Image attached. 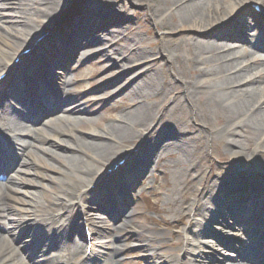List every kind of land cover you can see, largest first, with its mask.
Segmentation results:
<instances>
[{
    "label": "bare ground",
    "instance_id": "obj_1",
    "mask_svg": "<svg viewBox=\"0 0 264 264\" xmlns=\"http://www.w3.org/2000/svg\"><path fill=\"white\" fill-rule=\"evenodd\" d=\"M67 1L0 0V73H8L5 83L0 81V174L7 167L16 165L15 176L9 177L4 183V189L0 190V218L7 224L4 226L5 233H0V264H122V254L134 246L143 253L140 259L142 263L129 261L125 264L256 263L255 257L249 254H245L246 257L243 258L219 255L224 261H213L214 258L211 260L198 251L206 242L205 238L212 235L210 227L217 226L221 232L228 228L220 219L219 211L233 215L234 225L240 228L237 238L251 241L250 244L247 243L251 245V253L256 257L261 255L259 261L262 262L257 264H264V217L258 219L255 216L264 215V27L246 17L250 4H259L261 8L264 0H130L143 7L149 21L157 25L159 30H166L163 36L157 38L156 45L150 43L148 47L142 45L141 37H129L128 34L132 32L125 34L127 37L120 38L123 32L130 29L131 21V14L122 2L85 0L82 21L73 23V30H69L71 34L67 37L70 41L75 40L72 49L68 47L70 42H63L62 30L54 33L49 45H43L52 31L58 30L59 25L56 29L52 28L49 34L46 33L56 23L54 15ZM243 12H246L245 15ZM106 16L111 28L100 32L105 24V19L100 18ZM228 20L243 27L247 34L239 33L237 41L230 43L217 42L208 37L213 26ZM124 41L126 45L121 44ZM24 44L26 45L22 48ZM181 45L188 48L185 57L174 50ZM106 46L113 49V58L106 53ZM25 48H30L31 51L39 49V53L46 52V55L54 53L53 57H64L67 63L72 60L71 55L75 51L77 56L86 60L103 58L102 63L107 66V70L113 71L114 77L111 80L120 84L121 96L125 101L124 113L98 127L99 132L90 131L89 138L71 134L66 124L74 125L80 120L74 116L82 110L80 106L65 103V93L71 88L70 80L65 77L55 84L63 94L59 101L61 113L66 114L65 118H57L51 122L47 118L42 126H36L34 134L24 132L26 124L23 123L18 108H34L35 105H30L43 99L37 98L38 95L43 97L46 93L53 94L43 86L29 91L21 77L17 78V75L13 76L11 71H7L15 57L13 53ZM90 48H95L96 54L87 58L84 55ZM39 53L31 63H38ZM156 55L159 57L156 58ZM23 56L21 55L18 63L28 64ZM77 56L76 59L79 58ZM241 58H246L244 63L240 62ZM183 60L189 64L188 71L194 72L193 76L185 79L176 68L174 73L179 76L180 85L162 78L166 66L173 67L178 63L181 67ZM183 71L181 70L182 73ZM125 79L127 80L124 82ZM204 80L207 81L203 82ZM128 86L131 87L129 90ZM180 87L182 90L174 92V89ZM33 108H30L28 115L29 120L35 123L37 117ZM71 115L73 118L69 117ZM213 117L221 122L217 128L211 125ZM190 120L200 121V124L191 125ZM52 133H67L73 142L72 144L58 137L49 140L53 146L63 150L62 155L55 154L52 157L60 160L68 157L77 161L78 165L68 166L73 173L72 176L67 175L69 183L62 186L65 190H56L54 196L47 195L45 200H38L40 197L32 192V202L20 203V207L17 197L22 192L20 188L25 185L36 186L28 177L31 174L30 166H36V163L45 168L47 166L41 157L31 153V149L46 153L40 144L52 138ZM136 134L143 137L138 147L143 155L138 156L129 149L122 151L127 152V158L130 156V170L141 169L133 175L135 180L142 176L140 174L144 169H150L161 161L163 155L171 156L176 150L183 156V160L175 161L179 171H184L189 166L191 170L196 168V161L192 160L196 145H203L201 143L207 138L209 142L221 141L230 156L239 160L241 170L247 166L252 170L250 177L245 179L230 174L229 169L220 173L213 172L214 176L204 182L199 199L185 198L178 205L170 195L175 190L172 187L174 185L167 189L171 199L169 204L173 207L175 205L171 216L175 218V222L178 224L184 217H194L181 229V249L187 258L183 262L175 252L160 253L161 245L153 247L150 237L131 243L121 239L119 231L122 230L132 234L139 229L146 234L151 232L149 226L132 219L134 212L129 211L131 208L123 209L118 214L112 209L122 197L120 182H127L126 172L119 176L117 182L114 178L110 179L114 172L104 174L95 165L82 159L79 161V155L75 153L83 152L98 163L107 162L114 150L124 142H130ZM19 135L29 136V141L21 139ZM112 166L113 164L105 169ZM203 171L204 169H200L195 173L202 177ZM35 172L39 173L38 170ZM147 173L148 171L145 176ZM210 173L208 169L207 175ZM113 180L115 183L112 188L116 190L112 194L108 189L105 193L100 192V201L111 203V206L104 205L100 209V212L114 221L113 227L117 233L111 239L108 234L94 228L97 223L94 213L84 207L97 199L96 192L89 191V185L95 184L99 191L102 186L108 185L110 188L109 184ZM168 182L166 178V183ZM238 188H243L249 197H257L261 203L251 205L246 200L248 197H234ZM81 200L85 204L80 208L78 203ZM203 201L208 206L203 207ZM225 202L231 205L229 209L225 207ZM83 220L92 227L88 237L82 231ZM166 229L170 230L168 226ZM20 233L26 237L22 245L20 242L15 244L16 235ZM171 234L169 231L170 236ZM214 239L216 238H211L212 241ZM38 245L40 247L37 250L23 256L22 249ZM93 246L98 248L97 252L93 251ZM87 247L90 248L88 255ZM222 248L230 250L226 245ZM108 252L112 253V259L108 257Z\"/></svg>",
    "mask_w": 264,
    "mask_h": 264
},
{
    "label": "rangeland",
    "instance_id": "obj_2",
    "mask_svg": "<svg viewBox=\"0 0 264 264\" xmlns=\"http://www.w3.org/2000/svg\"><path fill=\"white\" fill-rule=\"evenodd\" d=\"M120 3L122 2L125 5V8L128 9L129 13L131 14V21H130V29L128 32L121 35L120 38L127 37V33L132 32V34H128L129 37L135 36L141 37L143 39L142 45L148 47L150 43L156 45L158 43L157 38L163 36V33H166V30H159V27L155 24H152L147 15L146 11L143 9L141 5H138L136 3H133L130 0H118ZM259 5V4H258ZM85 6V0H68L63 8L58 11L54 16L56 19V23H53L51 25V29H56L59 25L58 30H51L52 34L45 39L43 42V45L47 44L49 45V42L54 36V33H58V31L62 30L63 35V42L66 44V42H70L68 47L72 49V47L75 44V40H69L67 37L70 36L71 32H69L70 29L73 27V23L76 21L80 22L82 21L83 16V7ZM85 10V8H84ZM246 12H243V15H245ZM104 17V16H103ZM240 17V16H239ZM246 17L259 22L262 27H264V5L262 4V7L257 8V10H254L253 4L249 5V10L246 13ZM105 19L104 27L100 28V32L104 31L107 28H111V25L109 23L108 17L100 18ZM240 20H238L239 22ZM237 22V23H238ZM73 30V29H72ZM50 31V32H51ZM94 31V30H93ZM98 31V30H95ZM94 31V32H95ZM66 32H69V34H65ZM247 34V30H245L243 27L240 28L238 24H233V21H226L222 24L215 25L211 28L210 33L208 34V37L210 39H215L217 42H223V43H230L237 41L236 36L239 34ZM249 33V31H248ZM264 39V34L262 35ZM126 41L121 42L124 45ZM107 43V42H106ZM26 44L23 45L22 48L25 47ZM59 45V44H58ZM185 46L181 45L178 48H175V52L183 57L186 56ZM55 49V47L53 48ZM106 53L110 55V58H113L112 51L113 49L108 46H106ZM188 49V48H187ZM251 49V48H250ZM22 49L18 51L21 52ZM37 52V51H34ZM33 52V53H34ZM17 54V53H13ZM54 54V53H53ZM53 54L51 52L46 54L41 53V60L38 64H40V68L37 71V74H32L27 79V86L30 89L29 91L37 89V86H43L46 88V90L52 91L53 94H47L46 96L43 95V97L37 98H43L40 100H36L35 104H29L30 106L35 105V107H30L31 110L33 108V113L36 111L35 116L37 117V121L33 123V121L29 120L28 109H21L18 108L19 113L21 114L22 121L24 124H26V127L24 128V132L29 134H34V130L37 128L38 125H43L46 122V119L56 121L57 118H65L66 114L61 113V102L59 99L62 98L63 94L62 92H59V88L55 86V84L58 82L59 79L67 77L71 82V88L69 92L66 94L65 103L72 104L73 106H80L82 112L77 113L74 117L79 118L80 120H77V122L74 125L66 124L67 129L71 130V134L80 137V138H89L88 133L90 131H96L99 132L98 127H102L106 125V123L109 122L110 119L115 118L116 116L122 115L124 113V100L122 98V92L120 91V84L119 82H113L111 79L114 77L112 76L113 71L110 72V70H107V66L103 64V58H99L96 60L89 59V60H78L76 59L77 52L75 51L71 55V61L66 62L64 57L56 58L53 57ZM96 54L95 48H90L86 51L85 55H92ZM84 55V56H85ZM16 56V55H15ZM26 56V55H25ZM90 56V57H92ZM264 56V55H262ZM78 57V56H77ZM89 57V58H90ZM156 58L159 57V55L155 56ZM32 54L31 56H26V60H29L28 63L32 60ZM34 59V57H33ZM76 59V60H75ZM84 59V58H83ZM152 59V58H151ZM244 60L246 58H241L240 62L244 63ZM77 61V62H76ZM189 64L183 60L182 66L180 67L178 63H175L173 67L166 66L164 71L162 72V78L169 79L173 84L178 85L181 80L179 79V76H175L176 68L177 71L182 77L187 76H193L194 72L188 71ZM181 70H184L183 73ZM13 76L17 75V78L22 76V71L20 68H14L12 71ZM11 75V74H10ZM39 75V76H38ZM44 77L46 79V85H42V79L40 77ZM172 76V77H171ZM172 78V79H171ZM186 79V78H185ZM8 80V79H6ZM127 79L124 80V82ZM111 81V82H110ZM207 80H204L205 82ZM107 82H109L107 84ZM5 83V81H4ZM180 85V84H179ZM128 90L131 88H129ZM126 88V90H127ZM178 90H182V87L174 89V92H177ZM48 91V92H49ZM59 92V94H58ZM173 92V94H174ZM117 94V95H116ZM115 95V96H114ZM172 95V94H171ZM46 97V98H45ZM64 99V98H63ZM31 102V101H30ZM164 104V102H163ZM43 111H48L47 113H42ZM169 116V113H168ZM73 118V116H69ZM34 118V117H33ZM200 124V121L197 120H190L189 124ZM155 124V123H153ZM152 124V125H153ZM211 125L213 127H219L221 125V122H218L215 117L211 119ZM210 125V126H211ZM43 128V127H42ZM137 129V128H136ZM10 134V133H8ZM11 135V134H10ZM53 137L49 138L48 141L42 142L40 146L45 149L46 153L39 151V149H31V153L38 155L41 157L45 163L47 164L46 168L44 166H41L39 163H36V166H30L31 174L28 176L32 182L35 183L36 186H23L21 187L20 191L21 193L17 194V197H19L18 205L20 206V203H28L32 202V192L37 193V195L40 197L38 200H45L46 196L48 197L54 196V192L57 190H65L62 186L65 183H69L68 176H72V173L68 166H76L78 165L77 161L71 160L70 158L66 157L60 160L59 158H53L52 156L55 154L62 155L63 150L60 148H57L56 146H53L52 143H50L49 140L58 137L59 139L66 140L70 143L71 142V136L69 134H51ZM21 139L28 140L29 136L26 135H19ZM143 137H139L137 134L130 142H124L122 145H120L116 150H114V153L111 154L110 159L107 162L98 163L93 161L87 154L83 152H75L79 155V161L82 159L83 161L87 162L88 164H93L97 167V170L100 172H105V168L107 166H110L117 160L124 158L125 161L123 165L114 172L113 178L115 181L119 182V176L123 174V172H126V180L124 182H120V185L122 187V197L119 198V203H115L114 207V213L118 214L121 212V210H133L134 216L132 219L139 223L143 224L144 226H149L151 229V232L148 234L142 232L140 229L137 233H126L127 231L122 230L119 231V234L121 235V239L126 241L127 243L131 242H137L143 240L145 237H150L152 239V246L157 247L158 245H161V248H159V252L162 254H168L175 252L177 255L182 258V262L185 261L187 258L184 253L182 252V242H180L181 239V229L184 226H187L190 220H193L194 217H189L186 219L184 217L183 219H180L178 224L175 222V218H172L173 209L175 208L172 205L169 204V201L171 200L168 194V188L174 187V191L172 192V195L174 200H176V204H180L185 198H197L200 196V190L203 187L204 182L207 181V179H210L214 176L213 172L220 173L221 171H225L226 169H229V173L236 176L241 177L243 179L249 178L252 174V170L248 169V166L246 169L241 170L239 168V160L237 158H233L230 156V154L225 150L223 147V143L221 141H212L209 142V139L207 138L205 140V144L202 142L203 145H196L195 154L192 158L195 159L197 167L194 169H189V167H186L184 171H179L178 166H176L175 161L180 159L183 160V156L180 154V151H177L171 155V156H164V158L157 162V164H154L151 166L150 169L147 167V169L143 170L142 173L138 179H134L133 175L137 173L136 171L141 169H129V162H130V156L128 158L126 157L127 152H122L125 149L132 150L136 155L142 156V152L140 149H138L140 142L142 141ZM29 141V140H28ZM207 141V142H206ZM199 143V142H197ZM196 144V143H195ZM194 144V145H195ZM250 150V148H249ZM126 153V154H125ZM162 153V152H161ZM125 154V155H124ZM261 155V154H260ZM245 161V160H244ZM204 169L202 173V177L197 176L195 172L200 169ZM177 169V171H175ZM208 169H210L211 173L207 175ZM15 170L16 165L7 167L3 173L0 174V190L4 189V183H6L7 179L9 177L15 176ZM35 170H38V172H35ZM104 170V171H103ZM97 171V172H99ZM148 171V173L145 176V173ZM166 178L169 180L168 183H166ZM113 180L112 183H110V188L107 186H102L101 189L98 191L99 188L96 189V185L94 188L89 185L88 189L89 191L96 192L97 199L91 202L88 207L92 210L94 213L95 221L96 223V230L105 234H108V236L111 237V239H114V234L117 233V230L113 227L114 221L113 219H109L108 215H104L102 211L100 212L101 207H104V205H110L111 203L102 200L100 201V192H109L112 194L113 190L115 191L116 188H112V184L115 183ZM133 181V182H131ZM132 183V184H129ZM117 184V183H116ZM40 185V187H39ZM76 187V185L74 184ZM108 189V190H107ZM95 190V191H94ZM235 190V189H234ZM236 194H233L234 197L237 195L241 198L248 197L246 200L251 205H255L261 200L247 194V192L243 188H238L235 190ZM99 196V197H98ZM113 197V195H112ZM254 198V199H253ZM78 203L81 207H83L84 201L81 200ZM203 207L208 206L206 202H204ZM77 204V205H78ZM226 208H230L231 205L227 202L224 203ZM176 205V208L179 207ZM21 207V206H20ZM220 212V219L222 220L224 225H228V228H225L224 232L219 231V227L212 226L210 227V232L212 235H209L205 238L204 244L199 248V252L202 253V255L207 256L211 260L214 258L213 261L221 260V256L229 257V255H238L241 254L245 256V254H252L249 247H245V239H241V237L238 239L237 236L239 235L240 228L237 225H234L233 215H227L224 214L222 211ZM114 214V215H115ZM263 214H257V217H263ZM111 217V216H110ZM193 218V219H191ZM83 219V216H82ZM57 222V221H56ZM163 222H166L163 224ZM236 224V223H235ZM5 225H7L5 222H3L0 218V233H5ZM82 227L87 226L88 230H92V227L85 224V220L82 221ZM167 226L170 230H167ZM40 227V226H39ZM83 230V228H82ZM169 231L172 233L171 236L169 235ZM92 232V231H91ZM264 232V231H263ZM24 236L20 233V235H16V243L20 242L22 245V241L24 240ZM211 238H216L214 241L211 240ZM76 239V238H75ZM120 239V240H121ZM231 239H234L233 241H230ZM75 241V240H74ZM25 242V241H24ZM115 242V241H114ZM118 242V239L116 240ZM40 245V243H39ZM27 247L26 249H22L23 256L25 253L32 252L33 250H37L38 247ZM138 245V244H136ZM230 247V250H227V248L224 250L223 246ZM244 245V246H243ZM137 247V246H136ZM130 247L122 254V264L131 262H138L142 263L140 259H142L143 253L139 251V248ZM221 247V248H218ZM93 251L97 252L98 248L96 246L92 247ZM222 249V250H221ZM84 250V247H81V251ZM236 250V251H235ZM234 252V253H233ZM21 255V254H20ZM108 257L112 259V253L108 252ZM221 255L220 257H218ZM258 257L261 258V255ZM224 261V260H221ZM213 264V262H211Z\"/></svg>",
    "mask_w": 264,
    "mask_h": 264
}]
</instances>
